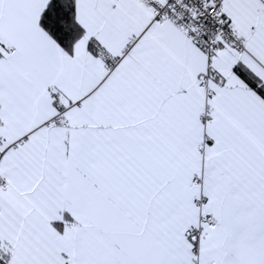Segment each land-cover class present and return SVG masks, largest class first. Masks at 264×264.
Returning a JSON list of instances; mask_svg holds the SVG:
<instances>
[{
    "label": "snow or ice",
    "instance_id": "snow-or-ice-1",
    "mask_svg": "<svg viewBox=\"0 0 264 264\" xmlns=\"http://www.w3.org/2000/svg\"><path fill=\"white\" fill-rule=\"evenodd\" d=\"M0 264H264V0H0Z\"/></svg>",
    "mask_w": 264,
    "mask_h": 264
}]
</instances>
